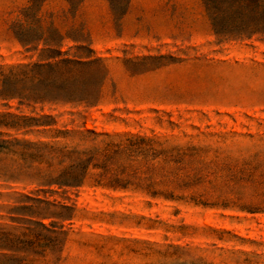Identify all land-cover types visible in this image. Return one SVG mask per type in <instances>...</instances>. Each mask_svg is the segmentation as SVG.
<instances>
[{"label":"rangeland","instance_id":"rangeland-1","mask_svg":"<svg viewBox=\"0 0 264 264\" xmlns=\"http://www.w3.org/2000/svg\"><path fill=\"white\" fill-rule=\"evenodd\" d=\"M51 16L107 65L100 105L0 104V112L51 115L58 123L52 129L86 126L186 154L181 163L151 158L144 168L156 181L152 192L184 201L93 180L78 191L41 194L76 209L64 224L70 264H264V36L218 37L204 0H0V67L36 62L12 27L19 23L27 33L41 19L46 29ZM76 46L66 40L63 50L89 53ZM16 192L0 183V205ZM99 237L116 239L105 256L79 244ZM170 246L191 255H165Z\"/></svg>","mask_w":264,"mask_h":264},{"label":"trees","instance_id":"trees-1","mask_svg":"<svg viewBox=\"0 0 264 264\" xmlns=\"http://www.w3.org/2000/svg\"><path fill=\"white\" fill-rule=\"evenodd\" d=\"M215 34L227 40L264 36V0H204ZM43 4L40 6V9ZM53 20L45 29L41 19L30 24L27 33L21 24L12 32L33 63L0 67V104H16L18 110L39 105L95 108L102 100L109 69L95 58L87 40L65 32ZM84 28L76 29L83 33ZM66 40L76 50L88 54L70 55ZM10 111L0 112V183L15 190L13 202L0 205V264H70V230L76 209L52 201L41 194L67 193L82 189L89 180L95 186L113 191H147L152 198L184 201L172 192L153 191L156 181L144 168L151 158L186 157L181 150L158 151L145 138L100 133L97 130L52 129L58 125L51 115ZM13 133V134H11ZM50 134L49 140L33 135ZM178 152L177 155H174ZM171 161V160H170ZM2 194H0V197ZM114 237L79 242L105 256ZM165 255L182 260L190 257L184 248L170 246ZM177 264H189L188 261ZM192 264H206L201 259Z\"/></svg>","mask_w":264,"mask_h":264}]
</instances>
